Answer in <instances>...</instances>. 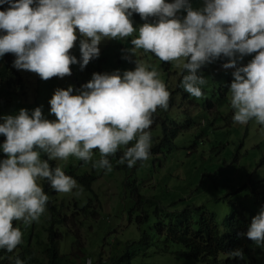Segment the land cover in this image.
<instances>
[{"label": "clouds", "instance_id": "clouds-1", "mask_svg": "<svg viewBox=\"0 0 264 264\" xmlns=\"http://www.w3.org/2000/svg\"><path fill=\"white\" fill-rule=\"evenodd\" d=\"M0 57V71L13 59L10 68L21 74L28 99L41 82L60 80L35 108L25 104L32 110L7 105L0 84V252L21 244L19 226L42 220L50 203L73 222L96 216L79 206L80 198L68 199L69 207L67 199L54 202L75 188L85 192L76 177L83 173L125 165L118 168L125 177L136 167L137 187L148 185L138 192L151 197L143 179L163 178L157 174L163 160L151 148L170 108L167 62L180 69L183 90L199 98L206 84L201 67L226 57L221 67L233 69L232 80L216 117L230 113L231 126L255 121L264 135V0H0ZM74 70L78 79L67 81ZM55 160L64 161L62 168ZM79 227L73 241L83 242L91 235L84 220ZM237 236L264 250V205ZM233 257L243 259L242 249L222 259Z\"/></svg>", "mask_w": 264, "mask_h": 264}, {"label": "trees", "instance_id": "trees-1", "mask_svg": "<svg viewBox=\"0 0 264 264\" xmlns=\"http://www.w3.org/2000/svg\"><path fill=\"white\" fill-rule=\"evenodd\" d=\"M250 58L251 55L245 56L239 63L245 64ZM226 59V57L217 59L201 67L200 72L206 84L201 86L202 95L199 98L192 97L180 86L181 73L175 62L166 63L163 75L167 81L168 75L170 77V83L168 81L170 108L163 111L160 142L151 148V152L155 155L159 153L158 163L163 160L165 190L157 196H144L138 192L136 184L138 177L131 181L129 176H125L123 184L135 187L132 194H136L134 196L136 209L139 210L136 224L131 219L121 229L124 243L115 240L111 246H108L106 239L96 238L92 241L91 236L87 237L91 243H95L93 249L96 256L92 262L163 264V256L167 254L168 259L171 257L176 260V264H264V250L255 246L246 237L237 236V233L246 231L252 216L264 205V137L248 148V145L244 144L246 130L243 134H239V130H236L235 142L234 139L230 140L231 132L222 129L218 124L225 121L231 126L230 113L224 117H216L219 107L225 101L223 91H228L226 88L232 80L233 69L221 67ZM12 61L13 59L5 66H1L0 71V84L6 86L4 88L6 97L10 98L7 100V105L18 109L27 103L28 106L35 108L45 100L52 85L60 80L41 82L28 99L26 91L29 89L22 82L21 74L10 68ZM78 77V71L74 70L66 80H77ZM28 106L24 108L34 109ZM4 109L1 108V112L5 113L6 109ZM228 148L234 149L232 159L212 163L220 159ZM239 148L244 149L242 153ZM187 154H196V157H193L195 165L183 174L185 184H180V187L168 186L172 174L166 173V160L171 155L180 158ZM175 162L177 169L181 165ZM49 163L52 166L53 161ZM198 166L201 169L195 174ZM116 167L126 168L125 165H116ZM76 177L86 186L85 189L90 188L95 179L91 173H83L82 176ZM189 184H193L190 187L196 186L189 189L191 197H179L178 190H183ZM48 191L49 189L45 188V193ZM144 202L145 206L140 208ZM74 206L78 207V204L75 202ZM45 209L49 214L42 220L39 219L41 227L43 222L46 223L44 227L46 235L43 238L39 236V232L36 231L38 223L35 221L32 229H28L27 233L22 235V243L12 252L5 250L0 252V264L4 262L14 264L17 257L24 261V264L30 262L66 264L68 259L59 247V240L64 231L67 233L62 226L67 215L59 214L51 203L49 208L46 205ZM85 216L72 221L75 234L82 232L79 224L83 222ZM15 223L18 222L14 221V226ZM19 227L23 233V224ZM131 230H135L136 235L131 234ZM35 245L39 250L38 257L34 255ZM234 248L242 249L243 259L235 257L222 259L227 251Z\"/></svg>", "mask_w": 264, "mask_h": 264}, {"label": "rangeland", "instance_id": "rangeland-1", "mask_svg": "<svg viewBox=\"0 0 264 264\" xmlns=\"http://www.w3.org/2000/svg\"><path fill=\"white\" fill-rule=\"evenodd\" d=\"M242 64V63H240ZM228 89V88H226ZM225 94L226 91H223ZM227 103L228 105H224L222 107V110L227 108L230 104V93H227ZM222 129L229 130L230 133V140L234 139L235 142L237 141L236 136V130H239V134H243L246 130V138L244 139V144L248 145V148L254 146L260 139L264 137V135L261 134L260 126L255 123V121H249L246 125H238L234 124L230 127H226L225 121L223 123L219 124ZM189 147H187L188 149ZM240 149V148H239ZM244 150V149H243ZM240 149V153L243 151ZM183 151H186L183 149ZM234 149H226L220 159H217L215 162L212 163H218L221 160L229 161L232 159V152ZM70 157L69 163L73 162L72 156ZM193 157H196V154H187L185 156H182L178 158V156H173L166 160L165 162V168L167 174H172L168 186L172 187H180L181 185H184L185 182L183 181V174L186 170L194 166V159ZM220 157V156H219ZM76 164L82 162V165H80V168L78 171H86L88 172L87 168L83 167L85 163L83 161L77 160ZM57 162V165L62 168V165L64 164L63 160H55ZM177 161L181 166L176 169V162ZM170 166V167H169ZM170 169V172H169ZM200 166H198V169L195 171L198 172L200 170ZM163 168L157 173L160 177L163 176ZM95 179L92 181L91 186L89 189H84L85 192H80L79 189L76 188L73 189L70 194L63 195L62 198L54 199L55 205L60 204L64 199H67L65 201L66 207H69V203H72L71 200L74 198H80L78 201V204L80 207H86V209H91L92 211H96V216L92 214H87L84 217V221L86 222V229L87 233L91 235L92 241H95V239H106L108 241V246L112 245V242L116 240V242L119 243L121 240L124 243V234L123 230H121L124 226H126L130 220L132 219L133 222L136 224V218L139 215V210L136 209V198L132 195L133 190H135V187L133 185H127L125 186L123 184V179L125 172L122 169L114 168L111 171H105L104 169H95ZM202 173V172H201ZM137 175V168H131L130 169V178H135ZM139 175L143 176L144 174L139 172ZM177 177V178H176ZM176 178V179H174ZM146 183L149 182L152 186V191L150 196L159 195L163 190V178L162 181L156 179V177H149L143 179ZM166 182V181H165ZM193 184H189L187 187H185L183 190H178L179 197L181 196H190L189 189L191 187L196 188V186H191ZM148 185L141 184L138 186L140 188V192L145 191ZM212 191H209L211 193ZM214 192V189H213ZM214 194V193H213ZM145 202L142 203L140 208H143L145 206ZM38 223V226L36 228V231L39 232V236L43 238L46 235V232L44 228L40 225V220L36 221ZM32 222L31 224L25 226L23 225V234L27 233L28 229H32L33 226ZM40 225V226H39ZM72 221L71 216L67 217L64 223V228L67 230V233H62V238L60 241V248H62V252L66 255V258L68 261L66 264H85V261L89 258L95 259V243H91V240L89 238H86L83 242H81L80 238H77L76 241H73L76 238V234L72 228ZM90 227H92V230H90ZM61 231V230H60ZM131 234L136 235L135 230H131ZM130 234L127 236L129 237ZM36 239V235L33 236ZM94 244V245H92ZM98 245L96 244V248ZM34 255L36 257L39 256V250L38 247L35 245L33 247ZM110 248V247H108ZM88 256V257H87ZM148 259V258H146ZM167 254L163 256V264H176V260L174 258L169 257ZM42 260L43 257H42ZM167 260V261H166ZM7 264V263H3ZM29 264H36V263H29Z\"/></svg>", "mask_w": 264, "mask_h": 264}]
</instances>
